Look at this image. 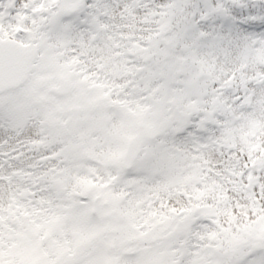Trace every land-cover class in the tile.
I'll return each mask as SVG.
<instances>
[{
    "label": "snow or ice",
    "instance_id": "6c2138e0",
    "mask_svg": "<svg viewBox=\"0 0 264 264\" xmlns=\"http://www.w3.org/2000/svg\"><path fill=\"white\" fill-rule=\"evenodd\" d=\"M0 264H264V0H0Z\"/></svg>",
    "mask_w": 264,
    "mask_h": 264
}]
</instances>
